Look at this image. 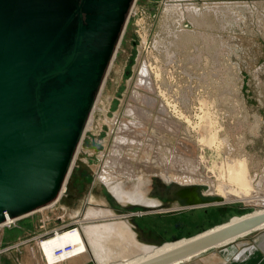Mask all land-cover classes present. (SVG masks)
Returning a JSON list of instances; mask_svg holds the SVG:
<instances>
[{"label": "rangeland", "instance_id": "374dc122", "mask_svg": "<svg viewBox=\"0 0 264 264\" xmlns=\"http://www.w3.org/2000/svg\"><path fill=\"white\" fill-rule=\"evenodd\" d=\"M142 64L149 70L152 88L138 83ZM143 97H150L152 103L144 102ZM170 102L183 117L168 110L164 115L160 113L159 105H172ZM135 103L148 113L145 123L137 128L143 138L154 131L163 135L167 132L160 143H171L180 151H183L180 144L184 143L199 154L204 148L199 143L204 125L206 130L220 129V138L229 141V153L245 156L251 174L260 175L264 170V0H136L93 112L91 128L77 152L66 192L52 208L0 227L12 230L10 248L34 244L38 261L46 264L38 242L50 235L47 233L76 227L73 225L76 220L86 222L83 217L88 208L103 212L99 223L118 221L135 237L134 243L136 240L145 243L138 238L143 237L144 228H150L154 238L150 239V246L155 242L170 246L193 239L264 210L263 204L241 201L142 216H136L142 212L139 208H123L127 203L117 199L100 181V173L105 160L112 156L117 125L126 118L130 120L131 115L125 116L124 111L127 106H136ZM162 115L175 120V133L158 130L157 122ZM227 151L228 148H222L219 154ZM143 152L131 162H140ZM222 159L218 157L217 161ZM162 176L160 172L139 176L137 191L146 202L159 205L169 201L167 192L174 184ZM133 183L126 184L125 190L133 191ZM207 188H201L200 193L211 195ZM130 211L135 215L131 216ZM258 226L242 239L225 245L237 240H246L251 245L264 243V238L260 241L264 226ZM174 238L181 240L174 242ZM4 246L9 247L4 242L0 251L7 249Z\"/></svg>", "mask_w": 264, "mask_h": 264}, {"label": "water", "instance_id": "95a60500", "mask_svg": "<svg viewBox=\"0 0 264 264\" xmlns=\"http://www.w3.org/2000/svg\"><path fill=\"white\" fill-rule=\"evenodd\" d=\"M135 1L0 0V224L60 196ZM172 187L160 213L220 201L196 186ZM263 220L243 218L141 264L223 246Z\"/></svg>", "mask_w": 264, "mask_h": 264}, {"label": "bare ground", "instance_id": "6f19581e", "mask_svg": "<svg viewBox=\"0 0 264 264\" xmlns=\"http://www.w3.org/2000/svg\"><path fill=\"white\" fill-rule=\"evenodd\" d=\"M133 8L131 9L130 15ZM122 38L120 39L108 73L110 72V69L113 65ZM139 70L138 83L142 84L144 87L152 88V82L150 80V74L147 66L145 64H142ZM108 73L106 75V78L108 76ZM158 75L160 74L158 73ZM104 84L105 81L100 89L88 122L85 126L82 139L79 143L67 176V184L72 174L77 152L79 150L83 137L85 136L86 131L91 128L93 112L96 108ZM143 99L146 103H152V99L150 97H143ZM170 103L172 104V102ZM166 106L159 105V111L161 114H166V110H168L171 112L173 111L174 114L177 113L178 117H183L182 112L179 113V111H177L178 108H176V105L168 104V106ZM124 115H131V118L130 120H127L126 118L125 120H121L118 123L117 131L114 135V142L112 144V153H110V155L112 156L105 160L106 164H104L105 166L100 173L101 180H99L102 181V183L104 182V185L110 189V191L117 197V199H119L121 202L127 203L125 204V206H133L132 209L139 208L142 210V212L144 211L143 213H136L137 216H140L141 214H162L158 209L161 204L156 205L155 202H146L143 198L142 193L140 194L137 191V186L139 184L137 183V181L141 174L148 175L157 172H160L163 175V178L167 177L172 182V184L178 185V187L196 186L200 191L201 188L207 186L209 188V191L212 192L211 195H208L209 197L220 198L219 202H214V206L218 204H229L238 201L254 205H264V170L260 173V175H258L257 173H255L257 175H252L249 169L248 160L245 156L233 155L229 153L231 151L230 144L228 143L229 141H227L226 138H220L219 128V130H215L213 128H211L213 130H206V127L204 125L202 131L203 135L199 138V143H201L204 148H201L199 154H195L192 147L184 143L180 144L183 151H180L176 147L171 146V143H160L167 132H165V134L163 135L162 132L154 131L150 136H148L147 138L145 137V140V138L142 137V133H140L137 129L139 128V126H142L145 123L144 120L148 118V113L145 109L142 108V106H139L138 104H136V106H127L124 111ZM163 115L157 122L158 130L170 132L172 131L175 133L177 130L175 120ZM225 147L226 150L228 148V151L222 152L223 155H220L219 153L221 152V149H225ZM125 150L127 151L126 154L123 153ZM141 150H144V156L141 158V161L138 163L136 162V164L132 163L131 160L133 158H137V154ZM221 156L223 157V159L220 162L219 160L217 161L218 157ZM134 181H136V183H133ZM256 181L257 183H255ZM128 183H133V191L125 190L124 186ZM67 184L63 186L60 192V196L55 202L36 212H41L47 208H52L53 206H55L58 201L62 199L63 194L66 192ZM126 210H128V208ZM33 213L22 216L18 219H7L5 223L0 224V227L10 226L15 221L26 218ZM102 213L103 212H100L99 210L88 208L86 210L85 216L83 217V220H85L86 222L76 220L73 223V225L76 227L67 229L60 228V230L54 229L55 231H53L52 234L47 233L50 235L42 238V241L38 242L39 249L42 253L41 256L44 258L46 263H64L68 260L71 261V259L77 257L87 259L93 264H141L148 260L159 258L160 256L171 252V250L179 248L178 246L189 244L197 238H203L209 234H213L214 232L221 230L222 228L231 226L243 220L242 219L238 222L233 221L236 223H233L231 221V224H224L225 227H218V229H214V231H211V229L209 232L201 234L198 237H195L193 239L191 238L186 241H179L170 246H162V244L158 242H155V245L152 246H141L134 243L135 237L128 231V229H125L117 224L118 221H104L99 223L97 220L102 218ZM130 213L131 216L133 214L135 215V213H132L131 211ZM260 216L264 218V210L252 213L245 217L249 219L250 217ZM118 217L114 219L117 220ZM260 226H264V222L260 224ZM39 238L40 237L36 239L39 240ZM5 250H1L0 254ZM190 257L192 256H187L185 259H190ZM180 261L172 262L171 264H180Z\"/></svg>", "mask_w": 264, "mask_h": 264}, {"label": "crops", "instance_id": "0c3cea01", "mask_svg": "<svg viewBox=\"0 0 264 264\" xmlns=\"http://www.w3.org/2000/svg\"><path fill=\"white\" fill-rule=\"evenodd\" d=\"M144 227V226H143ZM12 230H0V244L4 243L9 246L13 240ZM143 237L138 240L145 243L136 244L141 246H150L151 230L150 228L143 229ZM243 235V234H242ZM238 237L239 239L245 236ZM263 236L260 238L262 241ZM148 239V240H147ZM160 240V239H159ZM146 242H148L146 244ZM236 242V241H235ZM249 243L246 240H240L236 243H231L220 248L213 247L206 250L204 253L193 255L190 259L181 262L180 264H264V243ZM5 247V246H4ZM3 247V248H4ZM7 248L0 254V264H41L38 260V249L34 244L21 245L20 248ZM2 249V248H1ZM47 264V263H46ZM57 264V263H56ZM58 264H93L87 259L73 258L67 262Z\"/></svg>", "mask_w": 264, "mask_h": 264}, {"label": "flooded vegetation", "instance_id": "af4514ba", "mask_svg": "<svg viewBox=\"0 0 264 264\" xmlns=\"http://www.w3.org/2000/svg\"><path fill=\"white\" fill-rule=\"evenodd\" d=\"M146 198H147V197H146ZM147 199H148V198H147ZM148 200H149V199H148ZM162 202H163V201H162ZM155 203H156V205H158L157 202H155ZM137 213L139 214V212H137ZM141 213H143V212H141ZM142 215H144V214H141V216H142ZM136 216H137V215H136ZM174 239H175V238H174Z\"/></svg>", "mask_w": 264, "mask_h": 264}]
</instances>
